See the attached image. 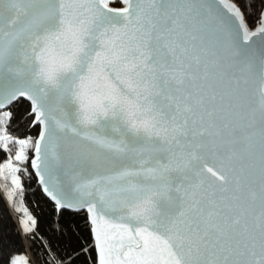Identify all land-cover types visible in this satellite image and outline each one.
<instances>
[{"label":"snow or ice","instance_id":"snow-or-ice-1","mask_svg":"<svg viewBox=\"0 0 264 264\" xmlns=\"http://www.w3.org/2000/svg\"><path fill=\"white\" fill-rule=\"evenodd\" d=\"M0 204V264H264V0H0Z\"/></svg>","mask_w":264,"mask_h":264},{"label":"trees","instance_id":"trees-1","mask_svg":"<svg viewBox=\"0 0 264 264\" xmlns=\"http://www.w3.org/2000/svg\"><path fill=\"white\" fill-rule=\"evenodd\" d=\"M31 189L32 190L29 191L26 185L24 203L29 208L31 213L37 218L38 228L47 230L50 228V221L53 219L51 204L38 188L36 182L31 184ZM15 216L16 214L13 213L11 209L5 210L3 205L0 204V228L15 227ZM73 223H75V221H73ZM41 235H43V232H41ZM37 248H39V243L37 244Z\"/></svg>","mask_w":264,"mask_h":264}]
</instances>
